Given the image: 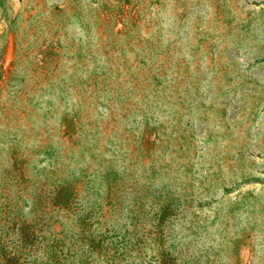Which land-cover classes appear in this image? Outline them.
<instances>
[{
    "label": "rangeland",
    "instance_id": "rangeland-1",
    "mask_svg": "<svg viewBox=\"0 0 264 264\" xmlns=\"http://www.w3.org/2000/svg\"><path fill=\"white\" fill-rule=\"evenodd\" d=\"M0 264H264V0H0Z\"/></svg>",
    "mask_w": 264,
    "mask_h": 264
}]
</instances>
